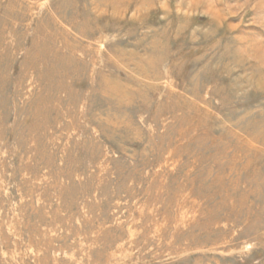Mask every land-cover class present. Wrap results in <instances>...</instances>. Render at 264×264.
I'll list each match as a JSON object with an SVG mask.
<instances>
[{
    "label": "rangeland",
    "instance_id": "obj_1",
    "mask_svg": "<svg viewBox=\"0 0 264 264\" xmlns=\"http://www.w3.org/2000/svg\"><path fill=\"white\" fill-rule=\"evenodd\" d=\"M0 264H264V0H0Z\"/></svg>",
    "mask_w": 264,
    "mask_h": 264
}]
</instances>
